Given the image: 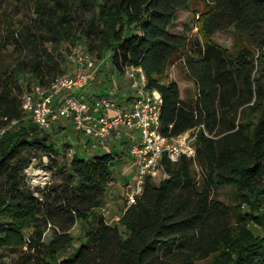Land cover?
<instances>
[{"label": "trees", "instance_id": "obj_1", "mask_svg": "<svg viewBox=\"0 0 264 264\" xmlns=\"http://www.w3.org/2000/svg\"><path fill=\"white\" fill-rule=\"evenodd\" d=\"M27 1L33 21L9 30L18 54L0 76V248L19 264H264V0H207L203 42L168 31L190 0ZM231 28L241 40L232 51L210 41ZM78 43L97 59L110 55L116 73L141 69L147 90L161 97L162 135L199 125L206 133L193 157L161 159L165 178H146L114 226L99 212L113 155L74 151L62 163L53 136L24 120L21 107L29 84L45 89L64 75L58 46ZM181 61L196 89L192 102L165 81ZM43 156L60 182L31 189L24 170ZM222 187L233 193L230 205L216 197ZM76 224L80 244L65 257Z\"/></svg>", "mask_w": 264, "mask_h": 264}, {"label": "built area", "instance_id": "obj_2", "mask_svg": "<svg viewBox=\"0 0 264 264\" xmlns=\"http://www.w3.org/2000/svg\"><path fill=\"white\" fill-rule=\"evenodd\" d=\"M109 60L110 55L94 59L89 53L77 54L71 74L57 77L45 89L33 85L22 94L21 107L42 128L56 121H69L74 133L82 136L85 146L93 151L100 150L112 139L129 138L132 143L126 159L133 176L122 195L125 203L131 205L141 195L146 178L153 180L160 170L161 159L177 162L182 156L193 157L196 138L201 130L205 131L199 125L176 137L162 135L161 97L158 92L147 90L146 78L137 67L122 70L129 89L124 105L120 106L111 96L93 101L79 94L93 83H99L98 67Z\"/></svg>", "mask_w": 264, "mask_h": 264}, {"label": "rangeland", "instance_id": "obj_3", "mask_svg": "<svg viewBox=\"0 0 264 264\" xmlns=\"http://www.w3.org/2000/svg\"><path fill=\"white\" fill-rule=\"evenodd\" d=\"M49 3L52 4L53 0H49ZM208 7L209 2L207 0H190L184 8L177 11L175 20L168 28V31L172 34L180 35L185 38L200 40L203 42V36L199 30V25L201 15L208 10ZM33 18L34 15L32 14V10L27 0H0V76H2L5 69L9 70V68L14 65L18 54L13 49L10 38L11 31L9 32V30H12V26H14V28H19L24 24H30L31 21H33ZM6 26H11V28L6 29ZM209 39L210 41L216 43L220 47L228 49L229 51H232L234 46L236 44L239 45L241 41L239 37L236 36L233 28L226 31H217ZM77 45H79L78 47L80 48L78 49L80 51L74 47L75 45L71 46V44H61L58 46V49L61 53V67L63 68L64 75L72 73L74 68L73 58L77 54L87 53L86 50L81 49V47H83V43H78ZM65 46H67L69 49H66ZM90 55L92 58H96L94 55ZM181 55L182 60H185L187 54L183 52ZM103 66L106 67L101 70V80L102 84L104 83L106 85L108 83V79L112 75L111 70L113 69L110 61H106ZM113 75L115 74L113 73ZM119 76L122 77L121 74H119ZM26 80L27 76H25V82ZM113 80L114 81L112 82L113 85L111 88L122 91L126 97V95L129 94L126 80L124 78L120 80V82L115 81L114 78ZM169 80H172L177 84L181 99L187 102H192L194 100L196 89L192 83V80L187 76L182 61L174 66H171L167 70L165 81ZM29 85V88L33 86V84ZM101 96H111L114 98L113 93L109 92L103 95L95 93L92 96V99L94 101ZM117 102L120 103V101ZM25 117L26 118H24V120L28 118L27 114H25ZM13 123H11V125ZM45 130L54 138V147L57 152V160L64 164L67 163L74 151H79L80 154L84 155L85 157L91 156V153L94 152L90 150L87 145L85 146L86 140L82 136L74 133L72 125L69 121H56L50 123L48 127H45ZM0 133H2V131ZM108 143L107 149L103 150L101 148L100 151L110 152L113 155V163L109 169L112 176V182L109 184L110 187L108 186L106 190L104 202L102 207L99 209V212L104 216L108 225L114 226L117 224V220L120 217L122 211L127 207L122 194L125 192L124 184L126 181L129 182L133 175L131 173V175H128V178L124 177V175H126L124 172V165L129 163L125 158L129 154V145L124 140V138H121L118 141H108ZM159 169L160 170L152 180L156 184H159L165 178L161 167ZM24 175L26 183L31 189L43 188L45 186L52 185L53 183L55 184L60 182L55 168L51 164H48V160L45 156L38 160L32 159L30 165L25 168ZM192 176L196 182H200L202 178V170L197 166H192ZM116 182H119L123 185L124 188H121L122 191L116 190ZM130 190L131 188L129 187L128 191ZM216 197L222 203L230 205L233 200V193L230 189L222 187L216 191ZM240 210L245 211L246 209L241 208ZM232 223L234 224L235 220L232 219ZM247 228L251 229L253 232H256L257 229V227L253 224L247 225ZM71 233L74 237V242L72 244V248L66 255H64L65 257H68L72 253V250H75V248H77L80 244V224H76ZM48 238L49 233L47 232L45 234L44 241H47ZM19 263L20 260L18 259L17 255L12 253V251L0 248V264Z\"/></svg>", "mask_w": 264, "mask_h": 264}, {"label": "crops", "instance_id": "obj_4", "mask_svg": "<svg viewBox=\"0 0 264 264\" xmlns=\"http://www.w3.org/2000/svg\"><path fill=\"white\" fill-rule=\"evenodd\" d=\"M104 67H106V66H103V64L102 65H100L99 67H98V69H99V83H93V85L91 86V87H89V88H87V89H84L82 92H80L79 94H81L83 97H85V98H87V99H90V100H93L92 99V96L95 94V93H97V94H101V95H103V94H106V93H113V95H114V98H115V100H117V101H120V106L121 105H124V102H126L127 100H128V97H129V94H127L126 95V97H125V94L124 93H122V91H118V90H116L115 88H111V86L113 85V78L115 79V81H118V82H120V80H122L123 78L121 77V76H119V73H116L114 70H111L112 71V75H111V77L108 79V83L105 85L104 83L102 84V80H101V70L102 69H104ZM113 73L115 74V75H113ZM116 74H117V76H116ZM119 86V85H118ZM96 100V99H95ZM110 113H112V112H110ZM126 142H127V144L128 145H130L131 143H132V141H130V139L129 138H126V139H124ZM110 141H114V140H110ZM109 141V142H110ZM129 141H130V143H129ZM108 144L109 143H107L104 147H102V149L103 150H105V149H107V147H108ZM90 150H92L91 148H90ZM101 150V149H100ZM100 150H94V152L95 151H97V152H99ZM93 151V150H92ZM101 152V151H100ZM92 154V153H91ZM125 158H127V157H125ZM127 160V159H126ZM124 168H125V173H126V175H124V177H126V178H128L129 176L128 175H131V168H130V163H128L127 165H124ZM129 182H127L126 181V183L124 184V187L128 184ZM111 184V183H110ZM117 188H116V190H120V191H122L121 190V188H124L123 187V185L121 184V183H119V182H116V185H115ZM110 187V186H109ZM117 191V192H118Z\"/></svg>", "mask_w": 264, "mask_h": 264}]
</instances>
